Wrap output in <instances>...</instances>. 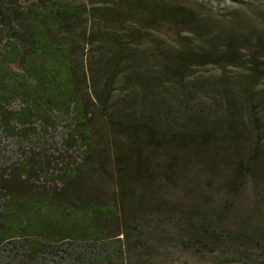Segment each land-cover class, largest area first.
Returning <instances> with one entry per match:
<instances>
[{"label":"trees","instance_id":"trees-1","mask_svg":"<svg viewBox=\"0 0 264 264\" xmlns=\"http://www.w3.org/2000/svg\"><path fill=\"white\" fill-rule=\"evenodd\" d=\"M1 19L8 31L0 30V137L26 140L66 121L70 145L85 153L91 145L93 108L108 111L118 79L125 74L130 81L129 68L144 100L155 104L151 111L142 109L135 120L110 122L145 126L155 143L188 124L180 105L159 99L162 87L174 78L185 86L198 66L243 69L234 81L226 72L215 80L226 111L224 125L235 131L232 141L241 133V111L248 108L254 114L258 106L255 92L264 78V31L254 33L255 26L241 20L214 35L211 18L173 0H24L3 11ZM167 23L180 27L182 40L176 42L181 48L169 50L152 33ZM191 37L203 47H192ZM80 51L86 52V65L84 54L77 55ZM260 150L259 143L247 162ZM70 163L53 177L64 183L79 177L83 163ZM49 171L44 156L28 153L17 173H11L0 192V251L12 245L30 264H50V256L71 244L79 252L77 258L88 262L109 244L98 222L119 217L118 209L49 190L44 180Z\"/></svg>","mask_w":264,"mask_h":264},{"label":"rangeland","instance_id":"rangeland-1","mask_svg":"<svg viewBox=\"0 0 264 264\" xmlns=\"http://www.w3.org/2000/svg\"><path fill=\"white\" fill-rule=\"evenodd\" d=\"M173 1L211 18L215 24L209 30L214 35L237 20L255 26L254 33L264 31V0ZM23 2L0 0V30L8 31L1 13ZM179 32L180 27L171 23L152 31L169 50L181 48L176 42L182 40ZM189 41L192 47H203L196 37ZM85 53L77 55L84 54L86 65ZM128 70L130 81L124 79L125 74L118 79L108 111L93 108L91 145L85 153L70 145L66 121L26 140L0 137V192L11 173H17L20 161L31 153L47 160L50 171L44 180L49 190L118 209L119 217L98 222L106 229L109 244L92 254L94 259L82 262L77 258L78 250L67 244L48 262L264 264V78L255 92V113L248 108L241 111V133L235 142L231 140L235 131L224 125L226 111L219 103L215 80L226 72L227 79L234 81L243 69L209 63L194 68L185 86L177 78L167 82L159 99L168 98L180 105L188 124L155 143L145 126L110 122V118L135 120L142 109L151 111V103L155 104L144 100L132 68ZM259 143L260 153L248 163ZM72 161L83 163L79 177L69 183L53 177ZM19 252L12 245L5 247L0 251V264H30Z\"/></svg>","mask_w":264,"mask_h":264}]
</instances>
